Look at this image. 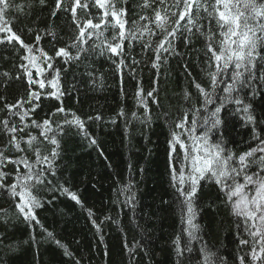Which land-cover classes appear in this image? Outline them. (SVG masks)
Segmentation results:
<instances>
[{
    "label": "trees",
    "instance_id": "obj_1",
    "mask_svg": "<svg viewBox=\"0 0 264 264\" xmlns=\"http://www.w3.org/2000/svg\"><path fill=\"white\" fill-rule=\"evenodd\" d=\"M8 2L11 7L4 16L12 30L25 44L42 48L49 56H55V50L69 45L78 34L70 12L59 11L56 17L51 15L55 0H46L44 7L40 6L39 0ZM113 2L117 10H126L127 15L123 17L127 21L125 31L137 32L138 38L125 39L123 56H119L106 49H94L93 45L101 44V40L85 37V51L80 53L79 60L66 64L62 57L55 59L64 95L59 100L42 96L40 108L27 118V123L31 124V119L42 121L55 109L61 106L65 109L64 113L52 118L53 127L59 124L63 128L62 134L57 136L60 154L55 161V175L46 173L51 183L46 181L31 189L41 203L34 210L39 223L26 221L15 207L19 197L12 198L7 190L0 189V264H240L238 257L241 255L245 256V264H250L255 241L244 231L245 217L233 212L235 198L230 202L214 178L200 181L193 218L198 230L196 239L189 237L186 231L187 209L181 207L183 197L177 190L185 152L179 144L175 145V151L169 145L175 132L186 146L191 147L192 141L185 128L192 127L194 116L198 121L195 136L211 128L210 124L205 127V119L224 95V84L221 83L213 97L214 102L201 107L203 97L193 84L195 80L206 89L210 88L207 73L215 70V62L209 67L211 53L207 51V37L214 36L212 44L219 51L221 37L216 20L210 21L201 11L203 19L199 23L204 35L193 30L191 42L187 45L184 37L189 34L186 30L183 34L178 33L175 40L169 37L178 54L162 52L159 67L153 68L155 48L164 38V33L156 28L155 23L140 20V16L154 20L155 10L161 7L159 0H149L150 7L143 6L145 0ZM166 2L170 4L172 0ZM207 3L209 11H212L214 0H207ZM92 4L94 0H90L88 9L91 16L83 9L77 10V16L82 20L92 18L94 23H99L103 10L92 7ZM17 5L22 6L23 11H17ZM177 19L178 15L170 18L167 31L176 27ZM107 20L114 23L110 15ZM146 24L157 34L146 32L141 36L137 29L142 30ZM181 25H186V19L181 21ZM45 29L55 31V40L44 35ZM100 31H104V39L112 42L119 28L105 31L102 27ZM37 34L42 37L38 44L35 41ZM6 35L0 33V39ZM148 43L151 47L146 50L144 45ZM69 51L75 56L78 49ZM33 54L41 56L39 52ZM24 55L27 53L19 43H0V97H6L9 104L22 96L27 98L29 85L20 68L21 63H27L21 60ZM260 55L264 56V50H260ZM122 58L125 66L118 71L116 65ZM133 60L138 63L134 64ZM38 63L40 67L47 68L42 57ZM233 70L234 65L230 64L229 71L222 72L220 80L230 82ZM51 71L54 75V70ZM253 71L257 79L252 87L235 93L244 105H250V112L245 114L238 110L242 105L226 101L220 113L223 123L207 132L210 144L222 143L233 155V167L239 166L241 154L257 147L264 139V81L259 79L264 74V60L257 59ZM4 73L9 75L4 76ZM45 75L52 79L48 72ZM33 78L43 77H36L33 70ZM32 88L39 90L38 84ZM138 88L143 90L144 104L137 102L135 94ZM153 88L156 89L153 97H147ZM43 91L46 93L52 89L46 84ZM185 91L190 93L188 100L184 98ZM186 112L185 128H177ZM73 114L84 122L87 136L77 127L64 124L65 120H72ZM246 115H252L254 121H247ZM97 116L100 119H89ZM5 118L18 126L20 124L19 118L10 116L4 102H0V122ZM2 129L3 124L0 123V149L6 156L26 155L30 161L36 160L35 152L28 150L27 144L21 145L25 149L23 153L11 147L4 148L10 137ZM27 133L37 137L34 147L40 148L42 155L51 152L53 146L39 135L40 129L30 127ZM93 138L96 144L90 142ZM260 155L262 153L256 154L257 159ZM16 167L8 164L4 168L11 173L6 180L9 185L13 182ZM173 168L177 174L175 185ZM20 170L25 171L22 165ZM253 173L264 176L258 164L247 170L248 175ZM238 182L244 183L243 174ZM62 188L75 193L80 203L62 192ZM244 191L249 196L255 194L251 185ZM49 232L52 233L51 238ZM241 239L248 243L241 245ZM177 242L182 250L179 256ZM65 247L70 255H66ZM256 247L259 251V245Z\"/></svg>",
    "mask_w": 264,
    "mask_h": 264
},
{
    "label": "snow or ice",
    "instance_id": "obj_2",
    "mask_svg": "<svg viewBox=\"0 0 264 264\" xmlns=\"http://www.w3.org/2000/svg\"><path fill=\"white\" fill-rule=\"evenodd\" d=\"M39 4L41 7L46 6V0H39ZM159 4L161 7L155 10L154 20L148 16H140V20H148L149 23H155L156 28L164 33V38L160 40L155 48L156 56L152 63L153 68L159 67L162 52L178 54L169 37L175 40L178 38V33L183 34V31L186 30L189 34L184 37L185 44L187 45L191 42L193 30L200 35H204L202 25L199 23L203 19L200 15L201 11L206 13L210 21L215 19L217 26L220 28L221 39L218 41L219 51L213 47L212 40L214 36L209 35L207 37V51L211 53L209 67L212 66L213 61L215 62V70L207 73L210 78V88L206 89L200 83L193 80L195 88L203 97L201 107H206L207 104L213 103L216 89L220 87L221 83L224 84V95L220 97L219 105L205 119V127L210 124L211 128L201 133L200 136H195L198 121L194 116L191 122L192 127L185 128L188 117V113L186 112L184 120L178 122L176 127L185 128L186 133L192 141V146H186L175 132L172 133V139L169 141V145L173 151H175V145L179 144L180 148L185 152L184 163L181 165L179 172V188L177 190L180 196L183 197L181 207H186L187 209L186 223L188 228L186 231L191 239H196L195 232L198 230V226L193 223L195 215L194 202L200 187V181L214 178L215 182L221 185V191L226 193L230 202L235 198L232 203L233 212L238 216L245 217L244 231L255 241L252 246V252L250 253L251 259L253 262L264 259V176L260 175V173L247 174V170L254 164H258L260 170L264 172V139L260 140L257 147L241 154L239 156V166L233 167V155L222 146V143L210 144L207 135L208 131L217 129L223 123L220 118V113L226 101L234 102L238 106L242 105L238 110L245 114L250 112V105H244L243 100L237 98L235 93L239 92L240 89L252 87L257 79L253 71L256 67V61L257 59L264 60V56L260 55V50H264V2L262 0H214L211 6L212 11L208 9L207 0H172L170 4L166 0H159ZM91 6L103 10V14L99 18V23H94L92 18L82 20L77 16L78 9H83L87 15L91 16L88 12L90 0H55V6L51 15L56 17L59 11L70 12L72 23L76 25L78 34L69 45L55 50V56H49L42 48L37 49L32 45L25 44L21 37L12 30L10 22L4 16V13L10 9L11 5L8 0H0V33H7L3 39H0V43L5 41L12 43L15 41L27 53V55L21 57V60L27 61V63H21L20 68L23 70V75L27 77V83L29 85L26 99L22 96L15 103L9 104L6 102V97H0V102H4V107L8 110L10 116L18 117L20 121L19 126L12 123L9 118H5L0 122L3 124V132L10 137L4 145V148L11 147L16 152L23 153L25 152V149L21 147L23 143L27 144L28 150L34 151L36 156V160L33 162L26 155L17 157L6 156L4 150L0 149V189L7 190L12 198L19 197V202L16 203L15 207L19 214L23 215L24 219L29 222L36 221V223H39L34 210L41 206L40 201L32 194L31 189L38 184L43 185L46 181L49 184L51 183L46 173L55 175V161L60 154V142L57 136L58 134H62L63 128L59 124L53 127L52 118L58 113L65 112L63 106L55 109L48 118L42 121L31 119V124L27 123V118H30L40 108L39 101L42 96L46 95L49 98L59 100L64 95L60 89V69L55 67V59L62 57L66 64L74 60H79L80 53L85 51L83 47V44L87 42L85 37L88 39L95 37L97 40H101V44L93 45L94 49H106L112 55L119 56H123V42L125 39L129 37L138 38L137 32L125 31L127 21L123 17L127 15L126 10L123 8L117 10L113 0H94V4ZM143 6L150 7L149 0H145ZM16 9L17 11H23L22 6L19 5L16 6ZM172 9H178L179 11H173ZM194 10L195 15L193 14ZM109 15L112 17L114 23L108 22L107 18ZM177 15L179 19L175 21L176 27L172 31H167V24L170 22V18ZM185 19L186 25H181V21ZM133 23L135 24V21ZM117 26L119 33L112 37V42L104 39V31H100V29L103 27L105 31L109 28L114 30ZM137 31L140 32L141 36L146 32L149 35L157 34L147 24L143 26L142 30L138 28ZM43 32L44 35L52 36L53 40H55L56 34L53 29H45ZM41 38L40 34L36 35L35 41L37 44L41 41ZM115 41L119 42L114 43ZM166 43L168 45L167 47H165ZM150 47V43L144 45L146 50ZM69 49H78V51L73 56ZM34 52H39L41 56L34 55ZM41 57L43 63L47 65L46 69L40 67L38 63ZM133 63L138 62L133 60ZM230 64L234 65L230 82L221 81V73L229 71ZM124 66L125 61L122 58L116 65L117 70L121 71ZM33 70L36 71V77L43 78L34 79ZM51 70H54V75H52ZM130 70L134 71V68ZM185 70H187V65H185ZM45 72L52 75L51 80L47 78ZM3 75L8 76L9 74L4 73ZM19 78L20 76L18 75L17 79ZM259 79L264 81V74ZM37 84L39 90H34L32 85ZM46 84L51 87L52 91L46 93L43 91L46 88ZM142 91V88H138L135 94L139 104H144L146 99L142 95ZM155 91L156 89L153 88L152 91L147 93V97H153ZM255 94V89H253V95ZM184 98L185 100L190 99V93L185 91ZM145 110L147 111L146 106ZM196 111L198 112L199 110L197 109ZM89 119H100V117H89ZM245 119L249 122L254 121L252 115H246ZM64 124L77 127L78 130L87 136L84 122L78 116H75V114H73L72 120H65ZM30 127L40 129L39 135L44 137L45 140H48L53 146L49 154L42 155L41 149L34 147L33 142L37 140V137L31 133H27ZM25 133H27V138L24 136ZM90 142L96 144L94 138ZM257 153H262L258 159L256 157ZM169 155L171 157V153ZM8 164L17 166L13 182L10 185L6 183V180L11 173L4 171V168ZM21 165L25 169L23 172L20 170ZM37 165H42V167L38 168ZM241 174H243V184L238 182ZM172 179L175 185L177 180L175 168L172 169ZM249 185L254 186V195L249 196L244 191ZM62 192L67 193L71 199L80 203L77 195L71 193L67 188H62ZM89 214L91 215V210H89ZM249 221H251V224H249ZM93 223L95 224V221ZM48 236L51 238L52 233L49 232ZM256 237H259V239L256 240ZM101 239L103 238L101 237ZM247 243V240H240L241 245ZM57 244H59V241H57ZM257 245H259V251H257ZM176 249L177 255L179 256L182 250L178 242ZM65 253L66 255H70L66 247ZM238 259L240 264H245L244 255L239 256Z\"/></svg>",
    "mask_w": 264,
    "mask_h": 264
},
{
    "label": "rangeland",
    "instance_id": "obj_3",
    "mask_svg": "<svg viewBox=\"0 0 264 264\" xmlns=\"http://www.w3.org/2000/svg\"><path fill=\"white\" fill-rule=\"evenodd\" d=\"M250 258H251V256H250ZM250 264H264V259H260V260H257L255 262H253V260L251 259Z\"/></svg>",
    "mask_w": 264,
    "mask_h": 264
}]
</instances>
